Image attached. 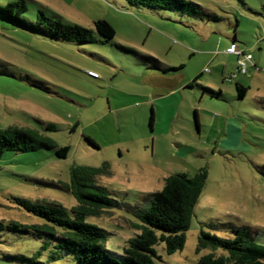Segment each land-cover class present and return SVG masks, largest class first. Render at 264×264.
<instances>
[{"label": "rangeland", "instance_id": "obj_1", "mask_svg": "<svg viewBox=\"0 0 264 264\" xmlns=\"http://www.w3.org/2000/svg\"><path fill=\"white\" fill-rule=\"evenodd\" d=\"M187 1L218 21L136 10L122 0L27 1L29 17L41 10L86 29L96 20L113 26L112 43L79 47L0 23V129L32 128L69 147L65 159L50 150L1 156L0 222H37L14 198L70 209L75 200L61 186L72 169L104 167L96 183L121 208L86 222L104 229L108 251L122 255L138 234L126 208L140 207L170 175L204 172L184 247L167 255L159 243L156 264H198L207 253L196 251L201 231L231 238V228H246L264 246V0ZM230 44L250 57L243 74L240 57L226 53ZM145 56L177 71L148 69ZM239 82L246 88L242 100ZM201 87L223 95L216 100ZM49 124L56 130H44ZM37 262L73 264L51 260L29 236L0 232V264Z\"/></svg>", "mask_w": 264, "mask_h": 264}, {"label": "trees", "instance_id": "obj_2", "mask_svg": "<svg viewBox=\"0 0 264 264\" xmlns=\"http://www.w3.org/2000/svg\"><path fill=\"white\" fill-rule=\"evenodd\" d=\"M27 1L13 0L0 3V23L12 29L25 31L34 37L75 47L106 45L112 43L115 38V30L106 20H96L93 22V29H86L78 24L66 23L41 10L29 17ZM122 1L136 10L170 12L196 20L218 21L216 16L206 14L199 5L187 0ZM118 47L136 54L130 48ZM143 60L148 69L163 74L177 71L175 68L162 65L152 57L145 56ZM196 81L198 78L185 88L194 87ZM34 83H32L34 86H38ZM201 88L216 100L223 95L220 90L216 95L209 88ZM235 88L237 99H244L246 88L238 83ZM193 113L198 127L197 113L196 111ZM153 120L154 112L151 110L150 126ZM44 130H56V127L49 124ZM86 141L96 147L93 140L86 138ZM38 150L54 151L57 158L65 159L69 147H58L42 132L32 128L15 126L0 129V158L5 152L27 153ZM103 170L104 167L85 166L72 169L69 184L61 186L75 200V205L70 209L56 202L14 198V201L37 219V222L34 224L0 222V232L29 236L39 242L40 250L45 251L51 260L67 258L73 264H156L154 259L159 257L156 256L154 247L159 243L164 244L167 255L184 247L185 232L190 225L193 208L198 202L204 184V172L193 177L184 173L170 175L165 178L162 189L149 195L145 202H141L140 207L126 208L136 219V222L131 224L138 234L128 240L122 255H114L105 245L108 233L86 222L88 218H99L108 210L121 208L120 204L110 197V192L96 183V177L103 174ZM231 232L233 237L221 238L201 231L197 238L196 251L199 253L206 250L207 253L201 255L197 263L264 264V246L255 243L246 228H231Z\"/></svg>", "mask_w": 264, "mask_h": 264}, {"label": "built area", "instance_id": "obj_3", "mask_svg": "<svg viewBox=\"0 0 264 264\" xmlns=\"http://www.w3.org/2000/svg\"><path fill=\"white\" fill-rule=\"evenodd\" d=\"M227 54L235 55L240 57L237 61L238 64V71L239 73H245L246 71V63L250 61V57L248 55H245L243 52H240L239 49L234 44H231L227 49H226ZM88 75L92 78H98V75L94 72H88ZM235 75H233L234 78Z\"/></svg>", "mask_w": 264, "mask_h": 264}, {"label": "crops", "instance_id": "obj_4", "mask_svg": "<svg viewBox=\"0 0 264 264\" xmlns=\"http://www.w3.org/2000/svg\"><path fill=\"white\" fill-rule=\"evenodd\" d=\"M230 45H231V44H230ZM227 48H228V47H227ZM227 48H226V49H227ZM238 84L243 85V84H241L240 82H239ZM220 91H221V90H220Z\"/></svg>", "mask_w": 264, "mask_h": 264}]
</instances>
